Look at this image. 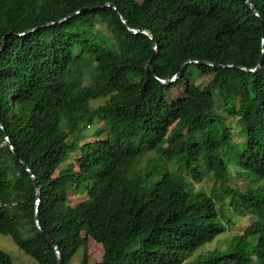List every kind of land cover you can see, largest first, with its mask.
Segmentation results:
<instances>
[{
	"label": "trees",
	"instance_id": "trees-1",
	"mask_svg": "<svg viewBox=\"0 0 264 264\" xmlns=\"http://www.w3.org/2000/svg\"><path fill=\"white\" fill-rule=\"evenodd\" d=\"M251 1L260 15L246 0H0V232L40 264H60L51 239L65 264L80 247L81 264H264V187L229 185L234 171L264 181V0ZM148 151L163 161L143 173ZM168 162L213 171L254 221L188 261L227 226L218 196Z\"/></svg>",
	"mask_w": 264,
	"mask_h": 264
},
{
	"label": "rangeland",
	"instance_id": "rangeland-1",
	"mask_svg": "<svg viewBox=\"0 0 264 264\" xmlns=\"http://www.w3.org/2000/svg\"><path fill=\"white\" fill-rule=\"evenodd\" d=\"M131 79L133 81H138L140 79L139 74L132 73L130 75ZM213 76L212 75H206L203 76L201 79H207L210 80ZM105 98H99L94 99L91 101L92 107H97L99 104L103 103ZM227 111L225 110V107L221 108L220 113L222 115H226ZM225 117L228 118H235L236 116L227 115ZM230 129L233 131V139L235 141L240 140V135L236 132V129L238 127V123L236 120L231 121L229 124ZM96 131V126H93L92 132L94 133ZM85 135L88 134V130H85ZM76 133L70 134L69 139L74 140L76 139ZM242 139H246L245 137H242ZM87 139L83 140V143H86ZM78 152H75L74 155H78ZM73 161V157H71L68 161H66L64 164L70 163ZM162 158L159 153L155 151H148L145 152L143 155H141L138 160L136 167L137 169L141 170L143 173L147 170H150L154 168L156 165L162 164ZM165 167L168 170H175V171H182L184 174L188 175V178L193 180V176L189 172V170H185L182 167H179L177 164L168 162L166 163ZM247 184L251 185H263L264 187V181L253 178L252 180H249L245 174H236L234 171L233 177L231 178V181L229 182L230 186L237 187L239 186L241 189H246ZM194 186L197 190H205L208 193H211L212 195L218 196V212L219 217L223 224L227 226L226 232L218 235L214 240L207 243L205 246L199 248L197 251H195L188 259V261L194 260L197 258L199 254H207L211 251H214L216 249H223L226 247L228 241L230 238L235 235L236 233H241L245 229V227L254 221L255 216L254 215H246L243 214L241 218L238 217L237 209L236 207L231 203V197L228 193L224 191V186L221 184V182L214 176L213 171L203 170V176L194 179ZM262 193H264V189L262 190ZM80 198L79 194H76V199L78 200ZM1 204V199H0ZM230 222V224H229ZM0 247L8 252L12 258H13V264H40L33 256L23 251L13 240L12 236L10 234L0 232ZM83 257V248L80 247L77 251L76 255L74 256L71 264H81ZM93 263V262H91Z\"/></svg>",
	"mask_w": 264,
	"mask_h": 264
},
{
	"label": "water",
	"instance_id": "water-1",
	"mask_svg": "<svg viewBox=\"0 0 264 264\" xmlns=\"http://www.w3.org/2000/svg\"><path fill=\"white\" fill-rule=\"evenodd\" d=\"M246 1L249 3L250 7H251L252 9H254L255 13L258 14V15H260L257 6H256L251 0H246ZM109 4L115 6V5L112 4V3H109ZM77 12H80V10H78ZM123 20L126 22V24L128 25V27H129L133 32H135V33H146V34L150 35L149 31H147V30H145V29H139V28H136V27H132V26H130L124 17H123ZM263 25H264V22H263ZM152 37H153V36H152ZM153 39L155 40L154 37H153ZM156 49H157V43H156ZM263 52H264V34H263ZM154 56H155V53L153 54V57H154ZM262 60H263V57L261 58L260 63H262ZM191 61H196V60L191 59ZM203 62H206V63H208V64H213V63L208 62V61H203ZM186 63H187V62H186ZM186 63L183 65V68H182L181 72L183 71V69H184ZM238 66L241 67L242 69H244V70H248V71H250V70H257V68L252 69V68H247V67L242 66V65H238ZM147 68H148L149 71L151 70V64H150V61L147 63ZM178 75H180V74H178ZM178 75L174 76L172 79H169V80H166V79H162V80H163L164 82H170V81H173V80L177 79V78H178ZM6 136H7V138H8V134H6ZM9 143H11V141H10ZM11 146H13L12 143H11ZM28 168H30V167L28 166ZM31 174L33 175L34 179L36 180L35 173L32 172ZM38 192L40 193V186H39V185H38ZM37 221H38V225H39L41 231L44 232V230H43V228H42V226H41V224H40V221H39V220H37ZM51 242H52V244L54 245V247L56 248L59 263H60V264H65L64 261H63V256H62V253H61V250H60L59 246H58L57 243H55L52 239H51Z\"/></svg>",
	"mask_w": 264,
	"mask_h": 264
},
{
	"label": "clouds",
	"instance_id": "clouds-1",
	"mask_svg": "<svg viewBox=\"0 0 264 264\" xmlns=\"http://www.w3.org/2000/svg\"><path fill=\"white\" fill-rule=\"evenodd\" d=\"M145 30H146V29H145ZM147 31H148V30H147ZM149 33H150V32H149ZM156 43H157V42H155V48H156ZM194 60H195V59H194ZM150 61H151V60H150ZM190 61H191V59L188 60V61H186V62L188 63V62H190ZM186 62H185V63H186ZM194 62H198V60H196V61H194ZM187 63H186V64H187ZM211 63H213V62H211ZM150 64H151V63H150ZM211 65H214V63L211 64ZM226 65H228V66H238V65H235V64H226ZM185 66H186V65H185ZM220 66H224V65H220ZM242 66H243V65H242ZM238 67H239V66H238ZM245 67H246V66H245ZM184 68H185V67H184ZM240 68H241V67H240ZM247 68H248V67H247ZM241 69H242V68H241ZM252 69H253V68H252ZM183 70H184V69H183ZM244 71H248V70H244ZM249 72H251V70H250ZM181 73H182V72H179L178 74H181ZM178 74H176V75H178ZM176 75H174V76H176ZM174 76H173V77H174ZM173 77H172V78H173ZM178 77H179V75H178ZM172 78H171V79H172ZM175 80H176V79H175ZM175 80H173V81H175ZM162 81H163V80H162ZM166 83H169V82H166ZM8 138H9V136H8ZM39 194H40V193H39ZM39 200H40V198L37 199V203H39Z\"/></svg>",
	"mask_w": 264,
	"mask_h": 264
}]
</instances>
